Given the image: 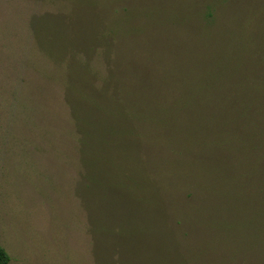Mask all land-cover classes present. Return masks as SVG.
I'll list each match as a JSON object with an SVG mask.
<instances>
[{"label":"rangeland","instance_id":"1","mask_svg":"<svg viewBox=\"0 0 264 264\" xmlns=\"http://www.w3.org/2000/svg\"><path fill=\"white\" fill-rule=\"evenodd\" d=\"M208 1L0 0L8 264H264V0Z\"/></svg>","mask_w":264,"mask_h":264},{"label":"trees","instance_id":"2","mask_svg":"<svg viewBox=\"0 0 264 264\" xmlns=\"http://www.w3.org/2000/svg\"><path fill=\"white\" fill-rule=\"evenodd\" d=\"M113 1V0H112ZM114 1H117V2H120V0H114ZM219 4L220 2L218 0H209L208 3L205 5V11H206V25L208 26H211L215 21H216V17H215V13L218 9H219ZM124 5H119V7L117 9H114L112 10L113 11V15H115V13L117 14V12H120L121 10V7H123ZM204 8V6H203ZM127 8H123L122 9V12L126 11ZM211 10V12H210ZM114 30V28H113ZM112 33V32H110ZM109 34V33H107ZM95 33L93 34V39H94V45H98V42H100L101 40H99L97 38V36L95 35ZM261 43H260V40H258L257 44H256V47L260 46ZM255 46L252 45L251 48L248 50L252 53H255V54H262L260 53L259 51L258 52H255L254 51V48ZM82 48V47H81ZM80 49L77 50V52H79ZM231 69V67H229ZM248 69V68H247ZM256 71H259L260 72V75L262 74V71L260 69L258 70H250L248 69V71H246L249 75L247 76V78H242L240 77L241 79L239 80V90H243L245 92H251V89H252V83L255 81V76H253L255 74ZM217 70L216 68H213V67H209L208 71H207V74H206V77L200 81H194L193 83H198V85L195 87L197 91H213L214 89L218 88V87H215V88H209L207 85L210 83L211 81V77L215 74H217ZM217 84L219 85L218 81H217ZM242 84H245L244 87H242ZM231 86H232V83H231ZM250 101H252V99H250ZM80 116V111L78 109V115L77 117ZM79 124H81V118H80V122ZM81 126V125H80ZM82 129V128H81ZM77 130L82 132V130H80L78 127H77ZM80 141H78L77 143V146H80V145H83L84 144V138H83V133L81 135V138H79ZM9 262V256L8 254L6 253V251L0 246V264H8Z\"/></svg>","mask_w":264,"mask_h":264}]
</instances>
